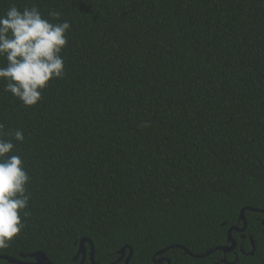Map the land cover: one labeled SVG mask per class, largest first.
I'll use <instances>...</instances> for the list:
<instances>
[{"label":"trees","instance_id":"trees-1","mask_svg":"<svg viewBox=\"0 0 264 264\" xmlns=\"http://www.w3.org/2000/svg\"><path fill=\"white\" fill-rule=\"evenodd\" d=\"M12 4L71 29L65 76L37 105L0 81L31 193L0 256L79 264L87 238L95 264H124L125 246L128 264H264V0H0V13ZM243 209L232 251L184 252L229 246Z\"/></svg>","mask_w":264,"mask_h":264},{"label":"clouds","instance_id":"clouds-1","mask_svg":"<svg viewBox=\"0 0 264 264\" xmlns=\"http://www.w3.org/2000/svg\"><path fill=\"white\" fill-rule=\"evenodd\" d=\"M61 16L52 10L46 18L35 4H12L0 13V81L25 107L37 105L49 84L65 76L62 53L71 23ZM24 141L22 130L8 134L0 123V249L10 246L31 215L30 176L24 159L15 154L16 143Z\"/></svg>","mask_w":264,"mask_h":264},{"label":"water","instance_id":"water-1","mask_svg":"<svg viewBox=\"0 0 264 264\" xmlns=\"http://www.w3.org/2000/svg\"><path fill=\"white\" fill-rule=\"evenodd\" d=\"M244 210L245 209L241 210L240 214H239V220L243 222V227L241 229L230 228L227 231V241L230 242L229 246H227V247H218L216 249L210 250L209 252H206L205 254H200V255H192L186 249H183V248L182 249L184 250V252L186 254H189L190 256L195 257V258H203V257L211 254L215 250L221 251L223 254L229 253L235 247V242L230 236L231 231L233 230V231H237V232H242V231H244V229L246 227V220H245V218L243 216ZM247 210L253 211V212H258L259 211V210H254V209H247ZM262 225H264V220L262 221ZM249 240H250L251 245H252V250H251V252L249 254H252L253 251H254L253 242H252L251 238H249ZM85 243H87L89 245V248H90V251H89V254H88V259H89L91 264H95L94 263V259H93V257H94V248H93V245H92L91 241L89 239H87V238H84V239L80 240L79 246H78V250H77V254H76V258L78 256H81V260H80L79 264H83L84 263V260L86 258V250H85V247H84ZM174 247L177 248V246H174ZM174 247L165 248V249L157 252L156 256H159L162 253H164L165 251H167L168 249H171V248H174ZM126 250H128L127 256H125V251ZM118 254H119V258L116 260L115 263H117V262H119L121 260H124V264H128L129 259H130L131 254H132V251H131V249L128 246H125V247L121 248V250L118 252ZM27 257L29 259H32V262H29V263L20 262V261H18L16 259L7 258V257H4V256H0V259L6 260L7 262H9L11 264H52L51 262H49V260L46 258V256L43 253H40V252H35V253H32V254H29ZM222 261L224 262V260H222ZM162 262H166V264H170V261L167 258H160L157 261H155V263H157V264H161ZM112 264H114V263H112Z\"/></svg>","mask_w":264,"mask_h":264}]
</instances>
